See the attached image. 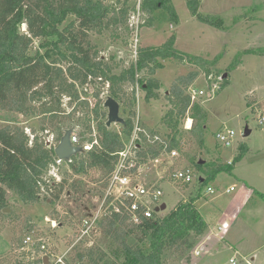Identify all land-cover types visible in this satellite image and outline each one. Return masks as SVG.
I'll use <instances>...</instances> for the list:
<instances>
[{
	"label": "rangeland",
	"instance_id": "374dc122",
	"mask_svg": "<svg viewBox=\"0 0 264 264\" xmlns=\"http://www.w3.org/2000/svg\"><path fill=\"white\" fill-rule=\"evenodd\" d=\"M131 1L132 5L137 4V0ZM171 4L179 22L173 24L170 21L171 15L164 9L155 13L152 27L143 26L145 19L142 18L139 47H157L174 37L175 48L184 54L208 60L220 57L217 65L212 67V73L223 75L229 69L230 85L216 96L206 95L197 102L202 106L206 119L204 123L197 119L194 131L186 129L188 119H193L194 116L193 111L188 112V117L179 126V148L174 150L177 157L172 158L170 153L158 163L148 162L142 165L141 178L153 182L163 178L160 185L164 191L163 203L167 210L160 213V216L167 215L181 201L188 202L191 198H198L195 206L209 225L206 234L196 239L195 248L190 253L180 256L167 252L164 260L166 264H230L238 251V259H241L238 264H247L242 261L244 257L250 263L255 257V263L252 264H264V121H261V118L264 119V0H201L200 13L222 18L224 30L204 24L193 17L186 0H171ZM27 30V25H23L22 33L28 34ZM119 33L124 37L121 40H115L112 32L90 34L91 42L97 47L102 59L111 66L119 65L115 74L130 68L136 62L133 30L130 37L124 31ZM38 45L36 42L34 50ZM237 60L239 65L232 68ZM163 64L164 68L158 70L155 76L161 83L159 101L147 103L146 94L140 85L133 89L127 84L125 94L128 99L135 96L136 104L132 109H124L123 104H120L121 117L131 118L135 127L139 126L151 137L148 145L154 144L155 136L152 135L159 137L167 146L171 142V131L161 120L171 108L166 98L167 92L171 91L178 79L196 74L198 77L190 87L197 90L208 88L206 75L201 69L178 61H166ZM143 76L144 73H139V79ZM101 81L95 79L84 87L77 86L82 100H88L89 107L80 102H70L64 97L54 119V115L41 114L40 104L32 105V108H36V115L0 109V128H21L30 137V145L37 137L41 143L51 141L54 148L64 132L71 128H76L81 143L88 144L95 139L100 143L97 125L98 122L105 123L108 120V111L103 105L110 90V84L108 87L107 82ZM97 90L102 91L99 100L106 116L92 122L91 132H88L85 124L90 118L95 120L91 111L99 103L95 98ZM110 129L120 132L121 125H112ZM229 130L234 131L235 136L230 146H226L217 136ZM122 140L127 143L125 138L122 137ZM243 144L246 145V152L234 163L232 173H219L215 180L201 189L199 178L206 179V172L214 167L235 162ZM81 158L82 155H79L70 164L64 162L58 165L45 177L51 183L69 180L68 189L54 205L50 204V200H45L50 198L46 189L42 191V202L31 206L19 202L12 192H8L9 208L12 211L5 214L7 217L0 222V259L13 253L16 257L27 258L23 260L24 264L31 261L28 246L17 249L28 235L29 226L33 229L30 234L33 244L37 243L36 239L41 238L44 244L54 247L61 254L70 242H74V237L80 231V220L95 211L97 199L106 184L105 176L98 169H92L84 176L73 174L72 166ZM200 159L205 161L201 165L204 168L202 171L194 166ZM184 168L195 170L196 175L195 181L187 188L182 183L170 180L172 173ZM233 186L236 187L235 192L227 194V190ZM208 188L214 190L213 194L208 192ZM46 218L56 219L58 228L53 229ZM59 222L62 223L61 226ZM224 223H228L231 228L222 234L218 228ZM32 245L30 247L34 248ZM105 245L106 240L98 225L91 237L76 247L74 258L83 251L86 254L84 264H118L109 255Z\"/></svg>",
	"mask_w": 264,
	"mask_h": 264
},
{
	"label": "trees",
	"instance_id": "16d2710c",
	"mask_svg": "<svg viewBox=\"0 0 264 264\" xmlns=\"http://www.w3.org/2000/svg\"><path fill=\"white\" fill-rule=\"evenodd\" d=\"M186 1L193 17L217 29H225L222 18L200 13L201 0ZM140 6L145 27L154 25L155 13L162 9L169 12L173 24L179 22L171 0H142ZM135 11L136 4L132 5L131 0H0V109L36 115V108H32V105L40 104L41 114L54 115V119L64 97L70 102H80L89 107L88 100H82L77 86L84 87L95 79L109 83V97L123 104L124 109H132L136 104L135 96L128 99L125 87L129 84L135 89L136 75L141 72L144 76L138 83L146 94V102L161 99V83L155 76L158 70L164 68L163 62L187 63L201 69L206 76L212 74V67L217 65L220 57L208 60L184 54L175 48L174 37L157 47H139L136 63L115 74L119 65L111 66L102 59L97 47L91 42L90 34L112 32L115 40H121L124 37L119 31H124L130 37L132 29L129 20ZM23 25H27L28 34L22 33ZM36 42L39 45L34 50ZM238 65L237 60L232 68ZM229 72L228 69L223 75L217 74L223 77L218 93L230 85ZM197 77L195 74L178 79L166 95L171 108L161 122L171 131L168 146L165 142L148 145L144 133L140 134L142 143L138 148V167L163 158L179 148V126L188 117L190 110L194 112L191 131L195 130L197 119L205 122L202 106L192 103L186 94ZM101 93L97 90L95 98L99 100ZM101 105L99 100L91 111L95 120L90 118L85 124L88 132H91L92 122L106 116ZM125 121L120 132L108 128L106 122H98L100 148L85 152L73 164V174L84 176L90 170L98 169L106 180L109 178L118 163L117 153L125 147L122 137L128 140L135 129L131 118ZM246 149L243 144L235 162L206 172L207 178L198 180L200 188L215 180L221 172L232 173L234 163L244 156ZM55 159L54 148L39 142L37 137L30 145V137L21 128H0V222L7 217L3 211L9 208L8 192H12L19 202L28 206L42 202L43 189L50 194V198L45 200H50L51 205L61 200L68 189L69 180L51 183L45 179L55 165ZM194 166L201 171L204 169L197 164ZM184 185L187 188L190 184ZM197 199L179 202L165 216L154 214L139 227L127 224L120 217L103 220L99 225L106 240L107 252L118 264H166L164 257L167 252L187 255L195 248L196 239L203 237L209 229L208 223L195 206ZM51 220L58 223L54 218ZM32 232L29 226L25 238ZM24 241L20 247L17 246L18 250L25 247ZM38 245L35 248L36 260L28 264H43L39 258ZM85 256L83 251L75 258L73 254L72 261L74 264H84ZM26 259L11 253L0 259V264H24Z\"/></svg>",
	"mask_w": 264,
	"mask_h": 264
},
{
	"label": "built area",
	"instance_id": "2783aa9c",
	"mask_svg": "<svg viewBox=\"0 0 264 264\" xmlns=\"http://www.w3.org/2000/svg\"><path fill=\"white\" fill-rule=\"evenodd\" d=\"M141 1L137 0L136 11L130 16L129 26L133 30L135 35L134 37V55L137 59V52L139 48V26L142 19L141 13ZM136 63V62H135ZM137 84L136 87L139 88V74L136 75ZM208 88L207 90H197L195 87H189L187 90V96L190 97L192 103H197L201 98L206 95L214 97L217 95L218 91L221 89V83L223 80L222 76L216 74H210L205 78ZM109 87V83H108ZM263 122L264 119L261 118ZM187 128V124H186ZM144 133L147 141H150L151 137L147 136L139 126H136L132 136L127 140L124 149L117 153L118 163L112 174L106 180L104 185L103 192L101 196L97 199L95 211H93L87 218L80 220L79 227L80 231L78 235L74 237V242L68 245L65 252L62 254L59 253L54 247L47 246L43 243V240H37V243L33 244L32 235H29L25 238L24 245L29 247L31 251V262L35 261L37 255L35 253L36 244L39 248V258L43 261L44 257L49 258V264H74L72 261V255L76 247L81 243H84L92 233L97 229L98 225L105 219L111 217H120L122 220L126 221L127 224L133 227H139L143 224L145 220L151 219L156 213V209L163 204L164 191L160 185V181L145 183L140 178L139 170L142 167H138L139 155L138 148L142 139L140 134ZM235 132L232 130L227 131L226 133L218 134L217 138L219 141L226 145L230 146ZM154 139V138H153ZM160 141L159 137H155L153 143ZM71 143L76 147H82L84 152H90L95 148H100V143L98 140H93L91 143L83 144L79 136L76 134V131L71 136ZM159 143H164L160 141ZM170 156L172 158L177 157V152L172 151ZM162 159H157L153 161L154 163L160 162ZM62 162L57 157L55 159V165L51 169H55L58 165H61ZM50 169V170H51ZM195 173L190 168H184L181 170H176L171 174L170 180L174 183L182 184H192L195 181ZM236 187H231L227 190V194L235 192ZM208 192L213 194L214 190L208 188ZM46 222L50 223L53 229L58 228V223L52 221L49 218H46ZM231 226L228 223H224L219 226V231L222 234H225ZM33 244V245H32ZM32 245L31 248L30 246ZM197 256L199 253L197 252ZM240 253L236 251L233 258L230 260V264H238V259ZM244 262L247 264H252L245 257L243 258ZM44 264V263H43Z\"/></svg>",
	"mask_w": 264,
	"mask_h": 264
},
{
	"label": "water",
	"instance_id": "95a60500",
	"mask_svg": "<svg viewBox=\"0 0 264 264\" xmlns=\"http://www.w3.org/2000/svg\"><path fill=\"white\" fill-rule=\"evenodd\" d=\"M226 75L224 76V78ZM167 94H169L167 92ZM104 109L108 111V120L106 122V126L108 128H111L112 125H121L124 126L126 121L124 118L121 117V105L114 100L111 97H108L104 103ZM76 128L68 129L64 132L62 138L60 139V142L57 146L54 147L55 155L56 157L65 163H72L74 158L78 157L79 155H83L85 152L82 147H76L72 145L71 143V136L75 132ZM48 147H53L51 141L46 142ZM199 166L205 164L204 160H199L197 162ZM167 210L166 204H162L159 208L156 209V213L160 214ZM10 208H6L3 213L4 214H10L11 213ZM252 263H255V257L251 259ZM44 264H49V258L44 257L43 259Z\"/></svg>",
	"mask_w": 264,
	"mask_h": 264
},
{
	"label": "crops",
	"instance_id": "0c3cea01",
	"mask_svg": "<svg viewBox=\"0 0 264 264\" xmlns=\"http://www.w3.org/2000/svg\"><path fill=\"white\" fill-rule=\"evenodd\" d=\"M150 102H157V101H150ZM150 102H147V103H150ZM189 121H191V127H189ZM187 130L188 131H191L192 130V127H193V125H194V121H193V119H188V121H187ZM142 168V167H141ZM141 168H140V170H139V174H140V171H141ZM140 178H141V174H140ZM145 183H150V182H153V181H149V180H147L146 178H141ZM163 178H160L159 180H157V181H160V180H162Z\"/></svg>",
	"mask_w": 264,
	"mask_h": 264
},
{
	"label": "bare ground",
	"instance_id": "6f19581e",
	"mask_svg": "<svg viewBox=\"0 0 264 264\" xmlns=\"http://www.w3.org/2000/svg\"><path fill=\"white\" fill-rule=\"evenodd\" d=\"M188 124H189V127H191V121H189V123H188Z\"/></svg>",
	"mask_w": 264,
	"mask_h": 264
}]
</instances>
